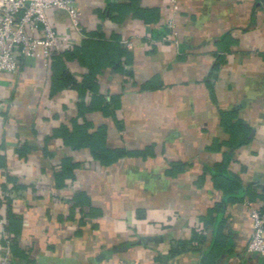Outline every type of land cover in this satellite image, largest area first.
<instances>
[{"label":"crops","instance_id":"1","mask_svg":"<svg viewBox=\"0 0 264 264\" xmlns=\"http://www.w3.org/2000/svg\"><path fill=\"white\" fill-rule=\"evenodd\" d=\"M74 1L0 72V256L7 231L14 264H201L220 214L211 264H264V0Z\"/></svg>","mask_w":264,"mask_h":264},{"label":"built area","instance_id":"2","mask_svg":"<svg viewBox=\"0 0 264 264\" xmlns=\"http://www.w3.org/2000/svg\"><path fill=\"white\" fill-rule=\"evenodd\" d=\"M175 3L176 0H170ZM56 8L67 12L74 28L80 30V10L74 0H0V72H15L19 68V55L29 56L41 52L49 57L64 44V38L53 27L48 10ZM173 28V20L168 21ZM253 230L247 243L248 253L264 256V211L251 207ZM0 215V224H5ZM6 246L0 264H14L12 239L4 232Z\"/></svg>","mask_w":264,"mask_h":264},{"label":"trees","instance_id":"3","mask_svg":"<svg viewBox=\"0 0 264 264\" xmlns=\"http://www.w3.org/2000/svg\"><path fill=\"white\" fill-rule=\"evenodd\" d=\"M52 54V53H51ZM67 138H69L70 140L75 137L73 136H65V140L71 145H72V142H69L70 140H67ZM81 139V141H88L89 137L87 136H84V137H79ZM65 162H63V173L64 175L66 176V174H69L70 173V176H73V174L71 173V169H72V165H68L66 164V160H64ZM244 190V189H242ZM79 203L75 202V205H78ZM217 207L220 209V207L222 208V204L219 203L217 204ZM221 216L219 214V216L217 217V220H214V218H210V220L208 221L209 223H212L213 224V233L215 235V239L211 245V247H209L208 249L205 250L204 254H203V259H202V263L201 264H211L210 262V259L212 258V256L217 253V251H219V249H221V245L223 243H221V241L219 240V238L222 236V235H219L218 232H219V229L217 228L219 223L221 222ZM198 237V236H196ZM224 237V236H222ZM194 239V238H193ZM196 239V238H195ZM201 239H197L198 242H200ZM185 245L183 243H179L177 246L174 247V249L172 250L173 252L174 251H179V250H183L185 247Z\"/></svg>","mask_w":264,"mask_h":264}]
</instances>
